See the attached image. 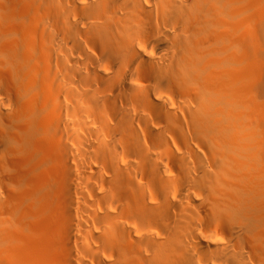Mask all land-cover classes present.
I'll list each match as a JSON object with an SVG mask.
<instances>
[{
	"label": "bare ground",
	"instance_id": "1",
	"mask_svg": "<svg viewBox=\"0 0 264 264\" xmlns=\"http://www.w3.org/2000/svg\"><path fill=\"white\" fill-rule=\"evenodd\" d=\"M264 264V0H0V264Z\"/></svg>",
	"mask_w": 264,
	"mask_h": 264
},
{
	"label": "rangeland",
	"instance_id": "2",
	"mask_svg": "<svg viewBox=\"0 0 264 264\" xmlns=\"http://www.w3.org/2000/svg\"><path fill=\"white\" fill-rule=\"evenodd\" d=\"M40 259V261H43L45 259V256L44 255H36L34 259L30 260V264H35V260H38Z\"/></svg>",
	"mask_w": 264,
	"mask_h": 264
}]
</instances>
